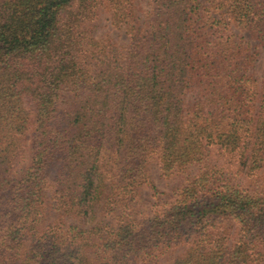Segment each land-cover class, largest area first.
Here are the masks:
<instances>
[{"label": "trees", "instance_id": "1", "mask_svg": "<svg viewBox=\"0 0 264 264\" xmlns=\"http://www.w3.org/2000/svg\"><path fill=\"white\" fill-rule=\"evenodd\" d=\"M218 1L0 0V264H264V0ZM155 163L200 167L149 216Z\"/></svg>", "mask_w": 264, "mask_h": 264}, {"label": "rangeland", "instance_id": "2", "mask_svg": "<svg viewBox=\"0 0 264 264\" xmlns=\"http://www.w3.org/2000/svg\"><path fill=\"white\" fill-rule=\"evenodd\" d=\"M137 1L138 7L140 10H148L147 0H135ZM200 3L206 8L208 12L214 15H219L224 10L221 7L220 1L218 0H199ZM110 13L104 8H99L95 17H92L91 24L96 36L106 35L109 37V42L115 43L120 47H123L127 43V36L123 32H119L114 29L109 22ZM241 34V32H240ZM253 44H257L256 40H252ZM258 50L260 52L254 70L261 74L264 69V42L258 44ZM26 151V149H25ZM25 159L22 162L17 163L18 170H22L26 165V155ZM224 157L218 152L216 147H210V154L207 160V163H223ZM200 165L191 164L186 166L183 169H180L170 175H163L159 170L157 164H152L148 173L151 175L152 183L155 185V189L150 185H142L140 188V194L138 196L135 204H138L139 210H144L149 216L152 215L154 208L165 207V204H168L172 198H174L175 190L177 187L181 186L182 183H185L187 177H194L198 173ZM235 172V171H233ZM17 176V175H16ZM234 181L238 182L245 188L249 189L252 192L259 194H264V169L258 171L254 175L241 174L233 176ZM101 216L99 215L98 218ZM188 248L185 240L175 244L174 247L170 248L167 251H164L163 255H159L156 260L159 264H169L174 258L182 254L185 249ZM158 251H154L153 254H157ZM154 261V260H153Z\"/></svg>", "mask_w": 264, "mask_h": 264}]
</instances>
